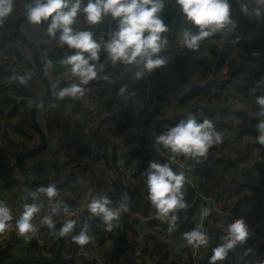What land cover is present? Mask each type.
<instances>
[{
    "label": "built area",
    "instance_id": "2783aa9c",
    "mask_svg": "<svg viewBox=\"0 0 264 264\" xmlns=\"http://www.w3.org/2000/svg\"><path fill=\"white\" fill-rule=\"evenodd\" d=\"M27 1L15 0V7L18 16H24V7ZM103 22L91 28L94 32V36L97 39H106V32L100 31L99 28L105 23ZM75 28H88L83 18L78 17L77 23L73 25ZM29 28V23H25V29ZM33 32L30 40L35 46L38 59L40 62L50 61L47 66L50 70L52 81V93L51 97L58 99L59 101L73 99L71 97H59L57 93L69 84L76 82L75 77L71 72H56L58 67L54 60L48 59L50 48L58 47V43H54V46L49 45V42L53 38H45L44 31L45 24L39 26L33 25ZM19 43V41H18ZM205 44V43H203ZM3 45V43H2ZM7 44L4 43V46ZM3 46V47H4ZM181 40H177V45L168 46L161 53L162 55L169 54L168 52L181 48ZM203 55H207L206 51L202 50ZM6 58L2 52H0L1 58ZM25 60L33 61V56H23ZM112 64L110 61H106V64ZM131 68H135L132 65ZM131 68H123L130 70ZM227 68V67H226ZM101 70H104V66ZM28 75V81L26 84L36 85L32 87L31 95L24 98L26 105L33 106L35 101L39 99L43 91V87L38 83V73L33 67H28L24 70ZM53 72H56L53 74ZM155 70L145 75L146 89L143 101L139 102L136 107H133L129 113L132 116L133 124L128 130V134L136 140V143L125 140V135L118 137V140H124L127 145V150L134 151L136 157H147L148 160H155L163 163L157 154H162L166 149L162 145L155 144V139L150 136L146 120L149 113L146 112L149 99V81L148 77L153 75ZM110 74L100 75L97 74L96 79L107 78ZM95 79V78H94ZM197 79V75L193 76V80ZM121 100H124L121 97ZM218 108L231 107L233 110H243L247 104L241 101L239 95H234L233 91L227 88L222 92L215 103ZM43 105L38 109L36 113V121L38 126L42 129L47 138V146H54L57 142V135L55 130L51 129L50 119L48 111ZM70 108L69 120L75 123L76 132L86 140L87 144L93 147L92 156L75 155L71 152L69 158L66 160L67 166L75 171V180H67L60 182L54 175L43 174L37 178L41 179V186H47L50 183H55L58 189L57 196L50 202L49 199L43 194L38 193L36 203L41 205L40 212L35 214L33 218V224L36 226V231L27 237L18 234L15 228V221L19 218L22 211V207L25 203H33L32 195L28 190H23L22 193L17 194L11 205L13 220L9 222L10 227L4 232H0V250L5 252L13 262L22 260H34V261H47L55 264H81L82 262H89L92 264H204L205 257L211 254L212 249L222 242V238L225 235V226L232 219L238 218V213H242V217L249 227V237L242 246H236L224 257L223 260L218 261V264H264V252L260 255L257 253L264 248V200L259 201V197L262 195L264 186L255 189L256 179L258 178L256 166L263 163V157L259 154L256 147V140L252 137L243 136L239 141L241 146L246 149H242L241 155H237L232 151L231 142L238 135L239 129L237 128L238 122L232 120L229 123L228 130H220L225 143L228 142L226 149H221L216 144L211 150L210 161H207L208 165L217 167L218 163H214L213 160H225L232 158V167L230 170L222 172V175L217 174L216 171H210L205 177H201L198 172L195 171L189 160H181L179 157L172 162V166L177 171H183L186 177L185 180V199L189 204V207L182 210H177L183 214H190L191 221L194 226H200L201 230L206 232L209 238L208 249L204 250V247L199 249H193L187 245L183 238L175 237L172 231H169L167 221H162L158 218L156 209L151 204L148 196L147 187H144L143 191V207L139 212L134 214V218L130 223V228L125 230L127 244L130 250L127 252H115V246L113 244L114 233L112 229L115 221H113V227L111 230H106L104 234V240L98 243L95 239L91 229L90 222L94 218L88 211L86 205L97 195L96 186L100 183L103 184V191L106 196L113 201L112 206L118 207L121 200V196L117 195V189L121 188L123 195L127 191H133V189L139 185L141 180H144V171L140 168V162L138 158H133L125 161L124 158L116 159L114 162L109 161L106 163L102 158V148L106 142V138L98 134V129L101 123L105 120L108 114L101 111L100 100L96 96H89L83 104L73 109L71 104H68ZM14 111V114L12 112ZM99 112V116H98ZM6 114L11 116L8 119L9 125L13 129H17V126L26 125V113L23 105H18L14 109H7ZM12 114V115H11ZM264 119V116H263ZM49 140V141H48ZM143 140L144 146L138 142ZM117 142V139H115ZM37 141L35 138L30 137L24 145L28 150L36 147ZM1 146V144H0ZM22 147L19 148V150ZM133 148V149H131ZM22 153L24 152L23 149ZM168 156H166V159ZM202 161V160H201ZM47 158L42 160H36L29 158L23 163V169L30 165L42 164L40 171H47L48 164H46ZM17 163L15 160L8 163V168L13 171L16 170ZM191 173V174H190ZM2 181L4 177H1ZM10 183V181H9ZM5 184L3 189H0V198L3 201L10 190V184ZM2 184V183H1ZM217 184V185H216ZM256 190V191H254ZM6 200V199H5ZM57 202L60 203V207L63 208L67 205L73 212L72 216H65L62 213L54 215V229H49L47 225L41 223L42 218L45 215L51 213V208ZM197 202V203H196ZM197 204L194 208V204ZM255 204H258L256 207ZM209 209L207 216L202 215L203 210ZM256 209V210H255ZM123 210H121L122 212ZM87 214L88 234L90 240L84 245H79L71 239L72 233L68 236L61 237L56 233L55 229L62 225L66 220H78ZM153 220L157 221V224L152 231L158 234L160 245L165 248L167 252V260L161 261L159 253H151V243L148 241L147 233L140 229L141 224L149 223ZM251 249V251H246Z\"/></svg>",
    "mask_w": 264,
    "mask_h": 264
},
{
    "label": "clouds",
    "instance_id": "9594fccd",
    "mask_svg": "<svg viewBox=\"0 0 264 264\" xmlns=\"http://www.w3.org/2000/svg\"><path fill=\"white\" fill-rule=\"evenodd\" d=\"M236 2L244 15L264 17V0ZM175 5L191 25L184 28L181 34V44L187 49L196 50L204 38L224 30L232 32L236 29L231 0H175ZM14 7L15 0H0V23L13 13ZM163 7L164 0H28L24 7V17L31 25L45 24L48 37H58L61 46L74 50L66 54L62 62L69 66L76 82L62 88L57 95L61 98L67 96L79 99L85 97L87 89L84 86L96 78L103 67L100 63L102 51L113 65H134V80L142 79L169 62V58L161 54L168 44L167 37L162 34L169 30L161 16ZM80 15H83L88 28L73 27ZM105 18L115 21V28L109 30L106 39H97L91 28ZM24 79L20 78L21 83ZM126 88L127 85L122 86L119 93L124 94ZM255 103L259 105V111L264 113V93L255 96ZM256 131V142L264 146V119L258 120ZM154 139L155 144L162 145L170 155L163 163L149 161L145 170V183L158 218L167 221L169 231H173L177 226V210L186 209L189 204L185 199V174L175 170L172 162L181 156L197 160L206 158L209 149L220 143L223 136L216 130L211 119H198L197 114L189 112L175 125L155 135ZM39 191L50 202L58 194L55 183L41 186ZM128 199L127 194H124L118 207L114 208L113 201L107 196H93L86 207L92 216L104 223L106 230H111L113 221L118 219L121 210H128ZM40 208L41 205L35 202L23 205L19 218L15 221L19 235L27 237L36 231L33 218L40 212ZM209 211L205 208L202 215L207 216ZM60 213L69 217L73 215L67 205L61 208L57 202L51 208V213L42 218L41 223L54 229L53 216ZM12 220L10 206L0 200V232L7 230ZM76 223V220H66L56 234L61 237L72 234ZM248 237L249 227L244 219H232L225 226L222 242L212 249L208 264L223 260L230 250L244 245ZM71 239L79 245L88 243V224L85 223L76 234L71 235ZM183 239L194 250L209 244L208 235L200 226L184 232Z\"/></svg>",
    "mask_w": 264,
    "mask_h": 264
},
{
    "label": "trees",
    "instance_id": "16d2710c",
    "mask_svg": "<svg viewBox=\"0 0 264 264\" xmlns=\"http://www.w3.org/2000/svg\"><path fill=\"white\" fill-rule=\"evenodd\" d=\"M25 1L28 2V0ZM231 7L233 9L234 18L237 22L236 29L234 31L229 32L228 30H224L210 37H206L201 41L200 47L196 50H190L182 46L181 48L172 50L168 52L169 54L164 55L169 58V62L166 66L168 69L165 71L167 72L166 74L169 76L168 80H170L171 83L169 89L165 87L168 83L161 78L159 69H156L155 73L148 77L149 99L146 112H148L149 115L146 120V124H148V121L152 120L150 122V129L152 130V133H154L153 138L155 135H158L162 131L166 130L163 128L165 125L173 126L180 119L184 118L185 114L192 112L197 114L198 119H213L214 116L216 117L217 114H220V116L214 120L215 128L218 127L216 128L217 131L223 129L228 130L230 127L228 122L232 120L238 122L237 128L239 129V133L235 136L232 142H234L235 139L238 140V138L240 140L243 136L252 137L256 140V124L258 120L263 119L264 113H261L258 116L259 118H257L254 113L250 115L245 109L233 110L231 107L218 108L215 104L222 92L229 88L233 91L235 96H240L243 103L248 105L254 101L252 106L255 108V112L256 110H259V105L255 103V96L264 93V17L256 18L251 15H244L240 12V5L236 2V0H231ZM81 16V18H83V15ZM161 16L169 27L168 32L162 34L167 37V47L177 45V34L184 28L191 27V25L186 21L184 15L179 13V10L175 5V0H164V7L161 12ZM4 22L8 27H11V24L8 21ZM113 28H115V21L111 20V18H106L105 23L99 28L98 32L103 30L106 34H108L109 30ZM1 34L2 30L0 27V41H2V43H6L7 45L9 43L11 45L13 43L12 41L17 39L14 33H10L9 36ZM10 37L11 39L8 40ZM237 37L239 39H237ZM211 38L216 41H220L224 38L225 41L218 48L215 45L208 44V40ZM226 39H230V42L226 41ZM7 45L4 46V48H0V52L6 56V58L3 57L0 60V89L4 87L6 92H14L16 95L23 98L24 102L21 105H23L26 113L27 124L29 123L30 112L33 106L28 104L26 105L24 98L31 95V89L33 86L36 87V85H33V83L26 84L28 81V75L24 72V70L28 67L36 69L35 62L32 63V61L25 60L22 51L19 48H13L10 46L9 48H5ZM203 49L206 51L207 55L202 54ZM71 51L74 50H69L66 46L55 47L54 49L50 48L48 59L52 60L55 57L64 58V56ZM233 51L237 53L239 58V61H236L235 70L227 78H222V76L218 77L221 75V69L224 66H228L226 60H228V56ZM106 61L107 59L105 53L102 51L100 55V63L104 64V70H102L101 75L110 74L111 76L102 79H95L85 85L84 87L87 89L85 97L75 100L67 99L62 101L51 97L46 103H52L53 106L55 105L57 108V112L55 111L56 113L53 119L55 126L61 122V117L65 114L64 120H67V122L64 121L62 123H64V125L68 124L71 129H76L75 123L72 125L70 124L72 122L69 120L70 108L68 107V104L70 103L71 107L75 109L76 107L82 105L83 101H85L89 96H96L100 100L101 111L108 114L99 126L98 134L106 138V142L102 148V158L106 163H109V161L114 162V160L117 159V144L114 142L115 139L123 135L133 124L132 116L128 110L135 102L143 101L147 77L144 78V76L140 80H134L133 74L136 71V68H131L132 65H125L121 63L115 65L110 63L106 64ZM122 67L131 69L122 73ZM56 72L61 71L58 69ZM56 72H53V74ZM124 74L127 76V79L124 78ZM195 74L197 75V79L193 80V76ZM21 77L25 78L23 83H21ZM209 77H213L215 82H205V79ZM221 78L222 80L217 81ZM38 83L43 86L39 76ZM124 85H127L126 89H129L130 94H128L127 91H125L124 94L119 93V89ZM187 85H189L188 91L185 95L179 97L177 105L182 106L183 108H188L189 110L177 113L174 119L166 118L162 107L167 98V93H165V91L172 93V91L176 90V87H185ZM91 88L94 89V93L92 94H90ZM41 90L44 91V88ZM211 90L213 94L210 93ZM121 97H123L124 100H121ZM126 98L128 99V103L125 101ZM76 100L79 102L76 103ZM12 103L13 102L7 98H5V101L2 100V102H0V126L3 121L11 118V116L6 114L4 107H9L10 105V110H15L17 108H15V104L11 105ZM12 114H14V111ZM48 116L51 122L50 127L52 129L53 124L50 112ZM126 137L130 142L136 143V140L132 136ZM71 138H74V144H71L68 147L64 145L66 150L73 145L72 147L79 155H86L89 157L92 156L93 147L90 144H87L79 137ZM138 143L143 146L145 144L143 140ZM227 143V141L225 143L221 141L216 145L221 149H226L228 147ZM256 147L259 154L263 157V163L256 166L258 178L256 179L257 183L254 186L255 189L264 186V146H261L256 142ZM214 148L215 147H211L209 149V153L206 158H200L199 160L183 156L179 158L181 160H189L191 165L198 170L201 160L202 162L210 161L211 150ZM231 148L233 149V146H231ZM127 151L128 152L125 157L126 162L136 157V153L134 151ZM168 155L170 154L167 150H165L162 154H157L162 162L167 160L166 156ZM136 158H138L139 162L141 161L140 168L144 171V180H141L139 185H137L133 191L126 192L129 198L128 210L122 211L118 219L115 220L112 233H114L113 244L115 246L116 253L127 252L130 250V247L127 244L125 230L130 228V223L134 218V214L139 212L143 207V191L145 190L144 187H146L145 170L148 167L149 160L147 157L142 158V156H138ZM3 160L4 152L2 150L0 152V169H2V171L6 174V183H8L10 175L8 174V171L4 169L3 164H1ZM213 162L224 164V162L220 159L215 161L213 160ZM51 167L52 168L50 169L52 170H47L45 172L41 171L40 173L49 174L50 171L56 173L57 168L52 165ZM68 179L75 180V177L74 175H71L68 176ZM117 195L121 197L123 196L121 188L117 189ZM257 205L258 204H255L254 206L256 207ZM189 213L190 214H183L181 212L176 213L177 226L172 231L175 237L183 238L184 232L195 228L194 223L190 219L192 212ZM237 215L238 218H243L242 213L239 212ZM87 221V214L78 219L76 225L74 226V233H77L80 228L87 223ZM156 224V220L148 223L150 229L147 228L149 229V232L147 233L146 238L151 243V253H159L161 261H165L167 260V252L165 248L160 245L158 234L155 231H152V228H154ZM61 226L62 225L58 226L55 231H58ZM90 229L97 242H103L106 228L104 223L98 217H94L91 220ZM207 249L208 246L204 247V250ZM263 252L264 248H262L257 254L260 255ZM210 255L211 254L206 255L204 264H208V257ZM12 261L13 260H11L5 252L0 250V264H8ZM81 264L92 263L82 262ZM216 264H218V261Z\"/></svg>",
    "mask_w": 264,
    "mask_h": 264
},
{
    "label": "crops",
    "instance_id": "0c3cea01",
    "mask_svg": "<svg viewBox=\"0 0 264 264\" xmlns=\"http://www.w3.org/2000/svg\"><path fill=\"white\" fill-rule=\"evenodd\" d=\"M79 17H82V16L80 15ZM18 18H19V16H18L16 7H14L13 13L9 17L4 18L3 22L0 23V27L2 30L1 35L9 36L10 33L11 34L14 33V28H13V25L10 23V20L15 21ZM4 21H8L11 24V27H8ZM33 30H34V28H33V25H31V24H29V28H27V29H25V23L20 26L21 33L29 39L31 38V34H32ZM181 34H182V30L177 34V39L181 40ZM44 35H45V38H48L45 31H44ZM10 39H11V37L8 40H10ZM229 40L230 39H226V41H228V42H229ZM224 41H225L224 38L221 39L220 41H216L215 39L211 38L208 40V44L215 45L219 48L223 44ZM12 42L13 43L11 45L9 43L7 45V47H5V48H9V46L13 47V48L16 47L15 44H18V39L13 40ZM51 42H53L51 46H54L53 45L54 43H58V47H63L59 44L58 37L53 38L49 42V45L51 44ZM3 46H4V43L2 45V41H0V48H4ZM52 48L54 49L55 47H52ZM22 54H23V56L24 55L29 56V57L32 56V54H30L26 49H23ZM52 60L56 61V65H57L58 69H60L61 73L71 72L69 66L65 65L62 62L63 58L55 57ZM236 61H239V58L237 56V53L235 51H233L228 56V60H226V63L228 64L227 68L224 66L221 69L220 74L222 73L223 69L226 68L224 71L225 75L224 76L219 75L218 77L222 76V78H227L230 74H232L233 71L235 70ZM32 63H33V61H32ZM101 64L104 65L103 63H101ZM117 64H119V63H117ZM161 68L164 72L163 78H164L165 82L168 83L167 84L168 86L165 85V87L167 89H169V87L171 86V83H170V80H168L169 76L166 74L167 72H165V71H167L168 68L165 66H162ZM161 68H159V70H160L159 73L161 72ZM43 69L45 72L47 70H49L48 66H45ZM98 74L101 75L102 70H100L98 72ZM222 78L218 79L217 81L222 80ZM95 79H93V80H95ZM93 80H91V81H93ZM206 81L207 82H213V81L215 82V79L213 77H209V78L205 79V82ZM188 88H189V85H187L185 87L184 86L183 87L178 86V88L176 87V90L172 91V93L165 91V93H167V98L165 100V103L162 105V107H163V111H164L163 113H164L166 118L174 119L176 117L177 113L185 112V111L189 110L188 108H183L182 106L177 105V101H178L179 97L185 95L188 91ZM126 91L128 94H130L129 89H126ZM92 93H94L93 88H91L90 94H92ZM210 93L213 94L212 90ZM43 94H44V91H43ZM169 94H171V96H168ZM91 96H93V95H91ZM5 98L11 100L13 102L11 105L15 104L14 105L15 108L18 107V105L23 104V102H24L22 97H19V95H16L14 92H6L4 90V87H3L0 89V102H2V100L5 101ZM125 101L128 103L127 98L125 99ZM75 102L78 103L79 101L76 100ZM253 102L254 101H252L250 104H248V106H246L244 108L250 115L252 113H254V109H255L252 106ZM138 104H139V102H135L134 104H132V106L129 108L128 111L132 110V108L136 107ZM44 106L46 107V109L48 111L47 113L49 114V112H50V115H51L50 117L52 120L53 129L55 130L58 138H57V142L54 144V146H49L50 145V143H49L45 150H43L42 152H40L39 154H37L36 156H34L32 158H34L36 160H42L43 158L46 157L47 158L46 164H48V167H49L48 171L52 170V169H50V168H52L51 165L53 167L55 166L57 168V172L56 173H54L52 171H50V172L54 173L55 177L59 181L65 182L67 180H70V179H68V176L75 175V171L67 166L66 160L69 158L72 151H73V154H75V155H79V154L74 150V148L72 147L73 145L71 147H69L68 150H66L64 148V145L68 147L71 144H74V138H71V137H75V138L79 137V138H81V140H83L85 142H86V140L82 139V137L76 132V130L71 129L68 124L64 125V123H62L64 121L67 122V120H64L65 114L62 115L61 122L55 126L53 123V119H54L55 113L57 112L56 106L55 105L53 106L52 103H45ZM9 107L11 108L10 105H9ZM9 107H4L6 112H7V109H9ZM167 108H170V110L167 111ZM222 110H225V109H222ZM99 115L100 114L98 112V116ZM219 116H220V114H217L216 117L214 116V118L211 119L213 121L214 125H215V121H214L215 118H218ZM151 121L152 120L148 121L147 126H148L150 136L153 137L154 133H152V130L150 129V122ZM4 124H6L5 128L3 127ZM168 127H170V125H167V126L165 125L163 128L167 129ZM216 128H218V127H216ZM128 130H129V128H128ZM128 130L125 132L126 133L125 140H128V138L126 136H131V133L128 134ZM0 133H1V135H0L1 146L0 147L2 148V149L0 148V152L3 150L4 160H5V162L3 160V162L1 164H3L4 169H6L8 171V174L10 175V180L8 179L10 181V183L8 182L10 184V190L5 197L6 200L4 199L3 201L6 204H8L11 208L12 202L16 198L17 194L22 193L23 190H28L32 195V201L36 203L35 198L37 196H39L38 193H40L39 188L41 187V183L40 182H34L32 180V178L29 177V174H27V172L23 169V163L26 160L22 163L21 169L18 168V166L16 167V170H13V171H11L8 168V163L10 161L15 160L17 163L18 159L22 155V150H21L22 148L20 150H19V148L21 146H24L30 137L35 138V140L37 141V144L39 143V139H38L34 129L31 126L30 120H29V123H27L24 126H17V129H13V127L11 125H9L8 120L3 121L1 123V126H0ZM114 142H115V144H117V149L119 150V153L117 154V159H120V158L125 159L126 153L128 151H127V145L124 143V140L123 139L118 140V137H117V142L116 141H114ZM231 146H233L232 151L236 152L237 155H241L242 149H246L243 146H241L239 140H235L234 142H232ZM142 158H143V156H142ZM222 161L224 162V164H220L218 162L217 167H213L212 165H209L210 167H207V163H206L207 161L206 162L201 161L198 170H196L195 167H194V169L196 172L199 173V175L201 177H205L212 170L216 171L217 174L222 175L223 171L231 169L232 163H233L232 158H228V159L222 160ZM41 165H43V163L40 164L39 166H41ZM58 165H60V167ZM25 176H27L28 181L25 185H23L25 182ZM1 177H4L3 181L1 179ZM6 181H7V176L2 171V169H0V189L4 188L5 184H7ZM0 193H1V191H0ZM33 194H34V196H33ZM260 197H259V201H261ZM0 200H1V198H0ZM147 228L150 229L148 223L141 224V226H140V229L143 232H149V229H147Z\"/></svg>",
    "mask_w": 264,
    "mask_h": 264
},
{
    "label": "water",
    "instance_id": "95a60500",
    "mask_svg": "<svg viewBox=\"0 0 264 264\" xmlns=\"http://www.w3.org/2000/svg\"><path fill=\"white\" fill-rule=\"evenodd\" d=\"M26 22L27 21L24 16L19 17L15 21L10 20V23L13 25V28H14V34L16 35V38L19 41V43L15 44V46L19 48L21 51H23V49H26L30 54H32L34 58L37 73L43 83L44 94L40 99H38L35 102L30 112V123L39 139V143L36 145V147H34L31 150H28L25 146H21L24 152L22 153V155L17 161V166L20 169L22 168V163L25 160L36 156L37 154H39L40 152H42L43 150L47 148V139L45 137L44 132L42 131L40 126H38L37 124L36 113L38 109L41 108L51 98V93H52V87H51L50 81L47 77L46 72L43 69L45 66L49 64V61H46V62L39 61L35 46L33 45L32 41L29 38L25 37L20 31V26ZM3 127L5 128L6 124H4ZM58 166L60 167V165ZM27 181H28L27 176H25V182L23 185H25ZM260 200H264V190H262V195L260 197ZM196 203L193 206L194 208L197 205ZM8 264H55V263L47 262V261L22 260V261L8 263Z\"/></svg>",
    "mask_w": 264,
    "mask_h": 264
},
{
    "label": "rangeland",
    "instance_id": "374dc122",
    "mask_svg": "<svg viewBox=\"0 0 264 264\" xmlns=\"http://www.w3.org/2000/svg\"><path fill=\"white\" fill-rule=\"evenodd\" d=\"M230 42V41H229ZM56 62V61H55ZM168 64V63H167ZM167 64L165 65V67L167 66ZM226 69V68H225ZM225 69H223V71H222V73H221V75H225L224 74V71H225ZM124 72L126 71L125 69L123 70ZM123 72V73H124ZM46 74H47V77H48V79H49V81H50V84L52 85V81H51V74H50V70H47L46 71ZM160 74H161V78L162 79H164L163 77H164V72H163V70H162V68H161V72H160ZM124 76V78H126L127 79V76L124 74L123 75ZM168 96H171V94H169ZM100 106H101V103H100ZM170 110V108H167V111H169ZM254 114H255V116L257 117V118H259L258 116L261 114V112L259 111V110H256L255 112H254ZM236 140V139H235ZM238 140H239V138H238ZM241 140V139H240ZM239 140V141H240ZM131 149H133V148H131ZM119 153V150L117 149V154ZM40 164H38V165H30V166H27L26 168H25V171L29 174V177H31L32 178V180H35L36 179V176H35V174H37L38 176H41V175H43L42 173H40L41 171V169H40V167L41 166H39ZM207 167H210L208 164H207ZM191 174V173H190ZM41 179H38L37 178V182H40L41 183ZM61 182V181H60ZM96 190H97V195L98 196H106V194L104 193V191H103V184L102 183H100V184H98L97 186H96Z\"/></svg>",
    "mask_w": 264,
    "mask_h": 264
}]
</instances>
